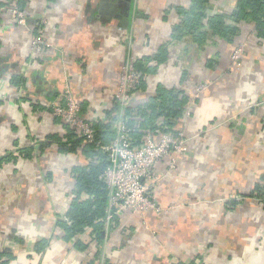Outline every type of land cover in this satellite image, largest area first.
Segmentation results:
<instances>
[{"label":"crops","instance_id":"0c3cea01","mask_svg":"<svg viewBox=\"0 0 264 264\" xmlns=\"http://www.w3.org/2000/svg\"><path fill=\"white\" fill-rule=\"evenodd\" d=\"M190 2L24 0L28 25L0 34V159H7L0 165V264H89L95 244L76 247L58 224L73 197V168L88 160L81 151L60 152L57 141L39 150L53 135L65 141L72 128L52 105L71 92L89 119L103 117L127 61L157 52L180 20L176 6ZM236 3L213 0L210 12L230 13ZM37 27L51 47L34 57ZM240 44L245 53L234 63ZM169 52L132 103H147L159 85L184 89L190 102L177 128L189 149L176 168L167 157L157 166L154 199L169 209L116 215L100 264H264V199L246 196L264 187V41L246 22L232 42L199 47L185 38ZM14 76L25 79L23 87ZM200 83L207 86L198 92ZM28 147L32 155H22Z\"/></svg>","mask_w":264,"mask_h":264},{"label":"trees","instance_id":"16d2710c","mask_svg":"<svg viewBox=\"0 0 264 264\" xmlns=\"http://www.w3.org/2000/svg\"><path fill=\"white\" fill-rule=\"evenodd\" d=\"M212 1L191 0L188 6H176L180 20L174 25L170 39L154 54L133 60L135 70L141 74L138 90L145 88L146 76L155 73L158 67L168 60L170 46L185 38L198 44L199 47L214 42L215 39L232 42L240 34L243 23L254 22L257 36L264 41V0H237L232 12L214 14L210 12ZM16 2L20 8L25 7L24 0H16ZM184 49L183 54L187 51V48ZM188 73V69L184 68L182 80ZM12 83L23 87L25 79L14 76ZM189 102L190 96L184 89L164 85H159L156 95L145 104H124L115 97L112 107L104 110L103 117L92 119L95 131L93 141L85 142L84 137L67 126L65 141L53 135L50 137L51 141L45 140L41 143L40 153L52 146L51 142L57 141L60 152L67 154L81 151L88 160L85 165L73 168L75 173L73 197L68 210L58 224L64 229L65 237L72 239L76 247L87 249L91 243L95 244L97 248L89 254V264H100L105 257L103 253L105 233L113 227L107 229L103 221L107 215L109 202V187L104 174L110 165L108 152L103 147L116 138L117 122L122 119L126 121L133 143L139 145L143 141L146 129L177 133L178 121L183 117ZM81 103L82 114L86 116V103L83 101ZM33 150L34 147H28L21 149V153L30 156ZM6 160V157L0 159V165ZM246 196L264 199V187L258 186ZM237 202L229 201V208L236 206ZM84 233L91 235L90 241L86 242L81 238ZM43 246L44 242L40 243L39 249L44 248Z\"/></svg>","mask_w":264,"mask_h":264},{"label":"built area","instance_id":"2783aa9c","mask_svg":"<svg viewBox=\"0 0 264 264\" xmlns=\"http://www.w3.org/2000/svg\"><path fill=\"white\" fill-rule=\"evenodd\" d=\"M24 25H28V15L17 5L16 0L0 5V34L12 27ZM32 37L34 57L40 56L45 49L51 47V43L45 38L43 27L34 28ZM244 53L245 46L240 44L232 55L234 63H240ZM133 60H128L124 66L116 94L124 104H131L138 91L141 74L135 70ZM206 86V83H200L197 86L198 92ZM52 107L54 115L71 126L79 136L84 137L85 142L94 140L92 119L82 114L81 100L74 94L67 92L64 102L58 101ZM116 127V138L103 147L110 159V165L104 174L109 187L107 215L103 219L107 229L116 215L127 210L142 216L152 210L156 213L168 210L169 208L161 206L154 199L153 189L162 178L157 166L167 157L170 159V168H176L178 158L189 149L188 139L181 129L177 133L146 129L143 141L136 145L129 135L130 129L125 120H119Z\"/></svg>","mask_w":264,"mask_h":264}]
</instances>
